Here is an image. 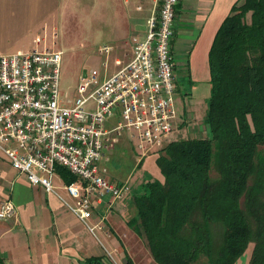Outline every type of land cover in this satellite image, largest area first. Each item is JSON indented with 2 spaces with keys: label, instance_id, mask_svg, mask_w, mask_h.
<instances>
[{
  "label": "crops",
  "instance_id": "obj_1",
  "mask_svg": "<svg viewBox=\"0 0 264 264\" xmlns=\"http://www.w3.org/2000/svg\"><path fill=\"white\" fill-rule=\"evenodd\" d=\"M156 1L0 0V55L34 48L60 51L54 44L63 29L65 2L70 8L75 2L77 13L85 10L89 17L106 19L105 23L95 24V36L104 42L90 48L86 55V60L99 59L103 64V71L91 68L103 80L131 59L130 39L132 36L144 38L146 20L157 12ZM239 1L180 0L176 5L170 52L177 116L170 141L209 136L203 123L210 95L208 52L220 24ZM37 37L40 38L38 45L34 43ZM103 46L110 47L107 55L99 53ZM84 71L89 70L78 69V80ZM180 93L188 99L182 111L177 110V104H181L177 98ZM196 119L202 125L196 127L192 122ZM177 125H182V134L187 137L179 136ZM119 154L126 160L119 158ZM156 157L151 154L138 161L126 136L116 144L105 163L109 170L107 178L113 183L128 180L130 193L110 206L109 197L95 204L90 223H100L101 227L91 233L63 202L74 203V200L63 189L65 183L58 173L52 179L56 191L48 192L16 172L0 153V203L10 199L16 209L14 217L0 220V264H110L115 260L113 255L123 261L125 251L133 264H141L137 253L143 240L127 222L135 215L132 197L141 183L147 178L161 179ZM145 252L149 262L155 264L148 249ZM91 259H99L100 263L90 262Z\"/></svg>",
  "mask_w": 264,
  "mask_h": 264
},
{
  "label": "trees",
  "instance_id": "obj_2",
  "mask_svg": "<svg viewBox=\"0 0 264 264\" xmlns=\"http://www.w3.org/2000/svg\"><path fill=\"white\" fill-rule=\"evenodd\" d=\"M208 67L209 136L173 140L155 154L161 179L141 183L127 225L156 264H235L249 244L247 264H264V0L231 7ZM56 173L76 181L63 167ZM213 226L222 228L219 242Z\"/></svg>",
  "mask_w": 264,
  "mask_h": 264
},
{
  "label": "built area",
  "instance_id": "obj_3",
  "mask_svg": "<svg viewBox=\"0 0 264 264\" xmlns=\"http://www.w3.org/2000/svg\"><path fill=\"white\" fill-rule=\"evenodd\" d=\"M180 0H157L143 39L132 36L131 59L100 80L97 70L80 76L73 97L60 90L62 53L34 48L0 55V153L31 184L55 192L57 167L76 177L63 189L67 208L91 232L94 206L130 193L126 180H108L110 152L127 137L141 161L157 154L175 129L173 60L169 50ZM38 45L40 38H35ZM109 46L99 49L107 55ZM10 199L0 203V220L15 216Z\"/></svg>",
  "mask_w": 264,
  "mask_h": 264
},
{
  "label": "rangeland",
  "instance_id": "obj_4",
  "mask_svg": "<svg viewBox=\"0 0 264 264\" xmlns=\"http://www.w3.org/2000/svg\"><path fill=\"white\" fill-rule=\"evenodd\" d=\"M79 4L81 5L82 2H79ZM74 5L75 2L73 3L72 8H70V6L67 5V2H65L63 29L57 43L56 44L53 43L54 47L56 49H59L62 53L60 90L62 95H66L68 97H73L75 94L76 87L79 82L78 80L79 68L82 67L83 69L91 70V68L95 67L98 69L100 68L102 71L104 70L103 69L104 66L99 59L98 60L96 59L95 61L91 59L86 60V55L89 52L90 48H94L96 45L104 42L100 40L98 36H95V28H96L95 24H99L101 22L105 23L106 19L101 20L102 18L94 19L92 17H89L88 14L85 12V10L83 12L79 10V13H77L76 10L74 9ZM171 38L172 35L170 36L169 39V50H170ZM99 40L102 42H100ZM174 95H175V91H174ZM177 98L180 99L181 101V104H177V110L182 111L183 104L184 105L187 104L188 99L184 98V95H182L181 93L180 95L177 96ZM203 103L206 106V102ZM192 122L196 125V127L202 125L198 119L193 120ZM185 125L186 123L184 124V128ZM177 127L176 130L177 133H179V136L181 138L187 137L184 136V134H182V129H183L182 125H177ZM204 135L205 134L201 136ZM119 155H120L119 158L126 160L124 156H121L122 154ZM117 162L119 163V161ZM211 171H212V175H215L214 170L212 169ZM56 174L57 173L55 172V175ZM212 232L214 234L215 242H219L220 235L222 233V228L219 226H213ZM141 244L142 245L139 250L140 252L137 253L138 262L141 264H152L145 256V254L147 255V253L145 252L147 250L145 242L141 241ZM252 248H253L252 244H249L243 256L238 259L236 264H246L247 260H249L248 258L250 257L249 254ZM123 254H124L123 261L117 260L113 255L115 260H112L110 264H122V263L124 264L125 257L127 256L130 258V256L128 255V253H126V251Z\"/></svg>",
  "mask_w": 264,
  "mask_h": 264
},
{
  "label": "water",
  "instance_id": "obj_5",
  "mask_svg": "<svg viewBox=\"0 0 264 264\" xmlns=\"http://www.w3.org/2000/svg\"><path fill=\"white\" fill-rule=\"evenodd\" d=\"M83 75H85V71H84Z\"/></svg>",
  "mask_w": 264,
  "mask_h": 264
}]
</instances>
